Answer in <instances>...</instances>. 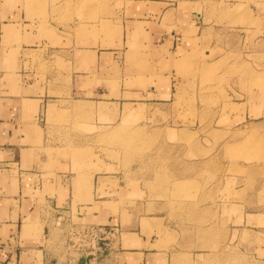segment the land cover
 Returning a JSON list of instances; mask_svg holds the SVG:
<instances>
[{"label":"rangeland","instance_id":"obj_1","mask_svg":"<svg viewBox=\"0 0 264 264\" xmlns=\"http://www.w3.org/2000/svg\"><path fill=\"white\" fill-rule=\"evenodd\" d=\"M65 1L68 14L82 12L94 24L88 37L97 40L87 42L89 47L118 52L119 65L104 73L111 84L106 97L118 99L72 100L52 112L50 140L63 146L57 155L71 162L80 179L98 174L101 184L113 175L120 180L118 195L127 209L123 229L131 226L125 221L133 209L143 214L135 220L142 228L157 221L147 226L157 236L166 224L183 228L188 241L194 227L202 241L199 231L210 226L216 241H239L249 259L264 261V0H163L174 11H189L194 26L177 35L176 41L181 36L184 41L175 55L182 59L170 94L149 89L118 94L113 85L120 70L145 69V23L138 15L128 19V7L155 0ZM81 3L87 4L82 11ZM174 20L171 10L160 26L176 28ZM197 33L211 39L214 55L205 54L203 39L199 47L187 48L186 39ZM151 73V84H163L161 72L152 67ZM150 212L164 217L151 218ZM59 229L52 240L59 238Z\"/></svg>","mask_w":264,"mask_h":264},{"label":"crops","instance_id":"obj_2","mask_svg":"<svg viewBox=\"0 0 264 264\" xmlns=\"http://www.w3.org/2000/svg\"><path fill=\"white\" fill-rule=\"evenodd\" d=\"M66 3L0 0V264H264L249 259L239 241H216L215 228L210 226L199 231L204 234L202 241L194 227L188 241L183 228L166 224L157 236L149 225L142 228L135 223L143 214L133 209L125 221L131 226L123 229L121 218L127 209L118 195L120 180L113 175L115 179L101 184L98 174L93 180L80 179L71 162L57 155L63 146L50 140L54 136L47 122L52 112L65 109L72 100L93 104L118 99L106 97L111 84L104 79L105 69L119 65L118 52L89 47L87 42L97 40L88 37V27L94 24L82 12L80 17L68 14ZM150 3L128 7V19L138 15L137 21L145 23V69L129 74L119 69L120 80L113 83L118 94L144 89L170 94L178 83L182 57L175 54L184 40L176 39L184 28L193 29L191 13L177 7L174 11L163 0ZM83 5L80 11L87 4ZM97 5L102 10L103 5ZM171 10L176 28L160 26ZM202 39L205 54L214 55L208 48L211 39L199 33L186 39L187 48L192 43L199 47ZM152 67L164 77L158 87L151 84ZM60 216L63 221L57 224ZM89 223L119 228L110 248L96 257L68 250L64 242L71 226ZM57 229L60 236L52 240ZM236 229L242 233V228ZM223 232L231 235L232 229Z\"/></svg>","mask_w":264,"mask_h":264},{"label":"built area","instance_id":"obj_3","mask_svg":"<svg viewBox=\"0 0 264 264\" xmlns=\"http://www.w3.org/2000/svg\"><path fill=\"white\" fill-rule=\"evenodd\" d=\"M59 217L57 224H61ZM119 233L116 226L100 225L97 223L77 224L69 228L64 240L68 250L76 251L81 256H98L110 248L111 241Z\"/></svg>","mask_w":264,"mask_h":264}]
</instances>
